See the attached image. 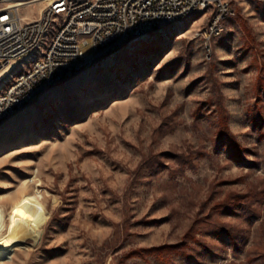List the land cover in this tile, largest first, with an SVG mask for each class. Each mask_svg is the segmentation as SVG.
Masks as SVG:
<instances>
[{
	"label": "rangeland",
	"instance_id": "rangeland-1",
	"mask_svg": "<svg viewBox=\"0 0 264 264\" xmlns=\"http://www.w3.org/2000/svg\"><path fill=\"white\" fill-rule=\"evenodd\" d=\"M209 24L134 39L0 124V211L33 233L0 264H264V3Z\"/></svg>",
	"mask_w": 264,
	"mask_h": 264
},
{
	"label": "built area",
	"instance_id": "built-area-1",
	"mask_svg": "<svg viewBox=\"0 0 264 264\" xmlns=\"http://www.w3.org/2000/svg\"><path fill=\"white\" fill-rule=\"evenodd\" d=\"M239 0H0V124L59 83L134 39L210 13L206 37L220 36ZM263 2L264 0H256ZM39 6L37 14L28 15ZM92 47V53L83 47Z\"/></svg>",
	"mask_w": 264,
	"mask_h": 264
},
{
	"label": "bare ground",
	"instance_id": "bare-ground-1",
	"mask_svg": "<svg viewBox=\"0 0 264 264\" xmlns=\"http://www.w3.org/2000/svg\"><path fill=\"white\" fill-rule=\"evenodd\" d=\"M11 67H13L12 64L1 70L0 73H5ZM18 217L15 216L14 219L9 220L4 218L0 211V263L13 261L12 253L14 247H31L32 245L28 241H33V233L28 225L18 219Z\"/></svg>",
	"mask_w": 264,
	"mask_h": 264
},
{
	"label": "crops",
	"instance_id": "crops-1",
	"mask_svg": "<svg viewBox=\"0 0 264 264\" xmlns=\"http://www.w3.org/2000/svg\"><path fill=\"white\" fill-rule=\"evenodd\" d=\"M22 61H14L11 64L13 65V67H11L10 69H8L5 73H6V77L11 73V71L13 70L14 67H17L21 64Z\"/></svg>",
	"mask_w": 264,
	"mask_h": 264
},
{
	"label": "trees",
	"instance_id": "trees-1",
	"mask_svg": "<svg viewBox=\"0 0 264 264\" xmlns=\"http://www.w3.org/2000/svg\"><path fill=\"white\" fill-rule=\"evenodd\" d=\"M157 31V30H156Z\"/></svg>",
	"mask_w": 264,
	"mask_h": 264
}]
</instances>
